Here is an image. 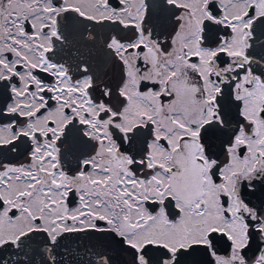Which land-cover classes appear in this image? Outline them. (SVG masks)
Here are the masks:
<instances>
[{"label": "snow or ice", "instance_id": "snow-or-ice-1", "mask_svg": "<svg viewBox=\"0 0 264 264\" xmlns=\"http://www.w3.org/2000/svg\"><path fill=\"white\" fill-rule=\"evenodd\" d=\"M98 29L109 71L53 59ZM70 237L80 264H264V0H0V264Z\"/></svg>", "mask_w": 264, "mask_h": 264}, {"label": "flooded vegetation", "instance_id": "flooded-vegetation-1", "mask_svg": "<svg viewBox=\"0 0 264 264\" xmlns=\"http://www.w3.org/2000/svg\"><path fill=\"white\" fill-rule=\"evenodd\" d=\"M146 2L151 5L156 3L157 0H146ZM81 31L83 32L84 36H87L88 29H82ZM104 31V29L97 30V43L95 45H93L92 42L81 39L78 34H74L72 37H70V43H68L63 48L57 49L56 55L53 57V59L59 60L60 62H65L72 69H75L78 63L86 59L88 60L92 73L99 74L101 71H109V68L104 64L105 58L103 53L99 50L98 43L99 40L103 38ZM36 243L37 245H41L38 242ZM68 257L75 259L82 257L89 258L85 252V249L76 243L71 237L65 241V247L60 249L56 259L58 262H64V264H66V259ZM49 263L51 262L49 261Z\"/></svg>", "mask_w": 264, "mask_h": 264}, {"label": "water", "instance_id": "water-1", "mask_svg": "<svg viewBox=\"0 0 264 264\" xmlns=\"http://www.w3.org/2000/svg\"><path fill=\"white\" fill-rule=\"evenodd\" d=\"M42 245L32 243L30 245L23 246L20 250L9 249V252L16 257L15 264H51L45 253L41 251ZM7 255V253H4ZM87 260L88 258H83ZM81 258H67L66 264H80ZM58 261V260H57Z\"/></svg>", "mask_w": 264, "mask_h": 264}]
</instances>
